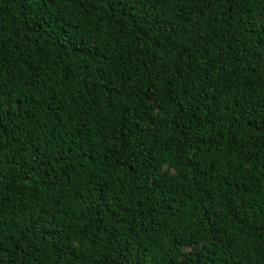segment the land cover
Segmentation results:
<instances>
[{"label": "trees", "instance_id": "trees-1", "mask_svg": "<svg viewBox=\"0 0 264 264\" xmlns=\"http://www.w3.org/2000/svg\"><path fill=\"white\" fill-rule=\"evenodd\" d=\"M0 264H264V0H0Z\"/></svg>", "mask_w": 264, "mask_h": 264}]
</instances>
